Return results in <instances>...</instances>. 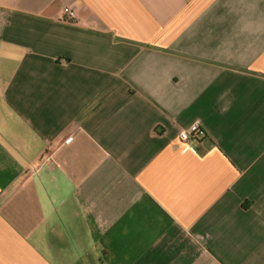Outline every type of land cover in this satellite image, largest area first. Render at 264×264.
<instances>
[{"label": "crops", "instance_id": "obj_1", "mask_svg": "<svg viewBox=\"0 0 264 264\" xmlns=\"http://www.w3.org/2000/svg\"><path fill=\"white\" fill-rule=\"evenodd\" d=\"M0 264H264V0H0Z\"/></svg>", "mask_w": 264, "mask_h": 264}, {"label": "built area", "instance_id": "obj_2", "mask_svg": "<svg viewBox=\"0 0 264 264\" xmlns=\"http://www.w3.org/2000/svg\"><path fill=\"white\" fill-rule=\"evenodd\" d=\"M57 20L63 24L76 25V10L73 7H65L59 13ZM201 136H203V132L200 130L198 123H193L188 129L179 133V139L184 142L190 139H198Z\"/></svg>", "mask_w": 264, "mask_h": 264}]
</instances>
